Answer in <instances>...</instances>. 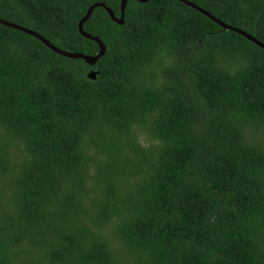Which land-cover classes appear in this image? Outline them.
<instances>
[{
  "label": "trees",
  "instance_id": "trees-1",
  "mask_svg": "<svg viewBox=\"0 0 264 264\" xmlns=\"http://www.w3.org/2000/svg\"><path fill=\"white\" fill-rule=\"evenodd\" d=\"M188 1L264 43V0ZM96 3L0 18L94 56ZM84 30L95 65L0 23V264H264V48L181 0Z\"/></svg>",
  "mask_w": 264,
  "mask_h": 264
},
{
  "label": "water",
  "instance_id": "water-1",
  "mask_svg": "<svg viewBox=\"0 0 264 264\" xmlns=\"http://www.w3.org/2000/svg\"><path fill=\"white\" fill-rule=\"evenodd\" d=\"M128 1L129 0H122V12H121V15L120 17H117L115 12L109 7L107 6L105 3H96L94 5H92L87 14L85 15V17L80 21V31L86 36V37H89L91 39H94L96 41H98L100 43V52L97 54V55H86L84 53H80V52H72V51H66V50H63V49H60L59 47H57L56 45H54L50 40H48L47 38H45L43 35H40L39 33L35 32L34 30L32 29H29L27 27H24L20 24H16V23H13V22H10V21H7V20H4V19H1L0 18V23L2 24H5L7 26H11V27H14L16 29H19V30H22V31H25L27 33H30L36 37H38L39 39H41L46 45H48L50 48H52L54 51L62 54V55H65V56H68V57H72V58H83L86 60L87 63H89L90 65H95L97 60L104 55V53L106 52V45L99 39V37H95V36H92L91 34L87 33L85 30H84V24L85 22L91 17L93 11L95 10L96 7L98 6H102L104 8L107 9V11L109 12V14L111 15V17L117 21L118 23L120 24H123L124 21H125V10H126V7H127V4H128ZM139 1H142V2H146L148 0H139ZM181 1H184L185 3L197 8L198 10L202 11L203 13L207 14L209 17H211L213 20L217 21L220 25H222L223 27H225L226 29H233L235 31H238L239 33L243 34L244 36H246L247 38L251 39L252 41H254L255 43H257L258 45H260L261 47L264 48V43L262 41H260L258 38H256L255 36H253L252 34L242 30V29H239L237 27H233L227 23H225L224 21L220 20L219 18H217L216 16L212 15L210 12H208L207 10H204L202 7L200 6H197L196 4L192 3L191 1H188V0H181ZM97 71L96 70H91L90 73H89V76L92 78V79H95L97 78Z\"/></svg>",
  "mask_w": 264,
  "mask_h": 264
},
{
  "label": "bare ground",
  "instance_id": "bare-ground-1",
  "mask_svg": "<svg viewBox=\"0 0 264 264\" xmlns=\"http://www.w3.org/2000/svg\"><path fill=\"white\" fill-rule=\"evenodd\" d=\"M90 191V190H89Z\"/></svg>",
  "mask_w": 264,
  "mask_h": 264
}]
</instances>
